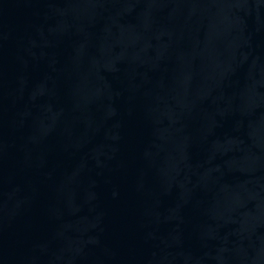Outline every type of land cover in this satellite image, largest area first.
<instances>
[{
    "label": "water",
    "instance_id": "95a60500",
    "mask_svg": "<svg viewBox=\"0 0 264 264\" xmlns=\"http://www.w3.org/2000/svg\"><path fill=\"white\" fill-rule=\"evenodd\" d=\"M0 264H264V0H0Z\"/></svg>",
    "mask_w": 264,
    "mask_h": 264
}]
</instances>
